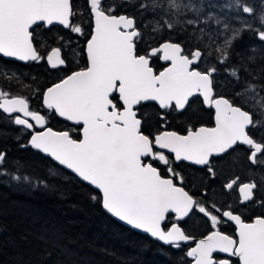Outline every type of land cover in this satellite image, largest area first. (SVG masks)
<instances>
[{
  "label": "snow or ice",
  "instance_id": "obj_1",
  "mask_svg": "<svg viewBox=\"0 0 264 264\" xmlns=\"http://www.w3.org/2000/svg\"><path fill=\"white\" fill-rule=\"evenodd\" d=\"M7 60L63 75L36 88L33 109L12 92L23 74ZM0 63V117L52 162L40 177L0 151V180L49 191L68 170L112 217L182 253L176 264H264V0H0ZM201 112L212 126L193 122ZM50 116L71 127L54 130ZM229 222L232 235L220 230ZM35 235L70 254L54 228Z\"/></svg>",
  "mask_w": 264,
  "mask_h": 264
},
{
  "label": "trees",
  "instance_id": "obj_2",
  "mask_svg": "<svg viewBox=\"0 0 264 264\" xmlns=\"http://www.w3.org/2000/svg\"><path fill=\"white\" fill-rule=\"evenodd\" d=\"M76 39L83 46V38ZM251 42L246 35L237 51ZM9 69L23 74L22 87L13 88L12 92L26 97L32 96L37 87L53 82L45 64L24 67L9 62ZM0 82L6 84L4 80ZM1 124L4 128L0 129V151L7 153L6 167L11 168L15 160L27 161L34 166V175L43 177L52 162L29 147H21L27 139L13 124L6 120H1ZM52 127L63 130L61 125ZM65 175L67 179L55 182L56 187L49 191H22L0 180V264H176L182 253L120 225L105 214L98 200L91 199L97 192L66 171ZM41 224L63 233L71 250L67 257L46 249L36 238ZM25 235L26 241L22 239ZM45 251L52 253L50 258Z\"/></svg>",
  "mask_w": 264,
  "mask_h": 264
},
{
  "label": "flooded vegetation",
  "instance_id": "obj_3",
  "mask_svg": "<svg viewBox=\"0 0 264 264\" xmlns=\"http://www.w3.org/2000/svg\"><path fill=\"white\" fill-rule=\"evenodd\" d=\"M76 2L77 3H80L81 4V10L83 9V7H84V0H76ZM80 39L82 40V37H80ZM83 40H84V38H83ZM84 43V42H83ZM83 45V44H82ZM57 46V45H56ZM54 47V46H53ZM9 62H11L12 64H17V65H23V64H20V63H17V62H13V61H9V60H7L6 61V63H7V67L9 68ZM35 64H37V63H35V62H31V63H28V64H25V65H23L24 67H30V66H34ZM41 64H45V66H46V68H47V70H48V73H50V75H52L53 76V78H51L50 80H52V81H55V80H57L58 79V77L59 76H62V72H60V73H57V72H54V71H50L49 69H48V66H47V64L45 63V62H41V63H39V65H41ZM3 66V64L2 63H0V67H2ZM153 66L157 69V70H160V68H161V62L160 61H156V60H154L153 61ZM56 78V79H55ZM52 83V82H51ZM50 83V84H51ZM0 86H2V87H4L5 89H7L8 88V85L7 84H4V83H2V82H0ZM220 91H222L223 92V90H220ZM29 98V100H30V106L33 108V109H37V108H39L40 107V105H41V100H40V98L38 97V93L35 91V92H33V94H32V96H30V97H28ZM148 109H151V110H153L151 107H149ZM42 111H43V109H41ZM5 117H6V114H5ZM5 117H0V129L2 128H4V125H2L1 124V120H6V118ZM51 117V116H50ZM50 117H49V126H58V125H61V127H62V129L63 130H65V129H67V128H69V127H71V125H69V124H67L66 122H63L62 120H60L59 118H57V117H54L52 120L50 119ZM7 121V120H6ZM194 123H196L197 124V126L200 124V123H204V124H206V125H208V126H212V120H211V116H210V114L208 113V112H201V113H199L198 114V117L193 121ZM59 123H62V124H59ZM12 124V123H11ZM14 125V124H13ZM18 130H19V126H16V125H14ZM170 126H171V128L173 129V130H177V131H183V129H184V126H185V121L183 120V119H181V120H175V121H170ZM54 130H59V129H55V128H53ZM22 137H25L26 139H28V134H24ZM26 142H27V140H26ZM25 143V142H24ZM22 144V143H21ZM225 164H226V162H225ZM221 166H225V165H221ZM182 167L184 168V174L187 176V177H191V176H195V177H200V176H202L203 175V173L202 172H200L199 170H198V168L197 167H195V166H191V167H189L187 164H184V165H182ZM186 190H189L190 191V193H192V194H195L196 193V189L195 188H192V186L189 184V185H186ZM219 199L220 198H217V200H218V202H219ZM232 199H234V197L232 198ZM232 199H229L228 200V203H232ZM256 214H259V212H257ZM251 215H253V213H246V216H251ZM202 222L201 221H199V220H197V224L199 225V224H201ZM221 231H224V232H226L227 234H229V235H232V234H234V231H235V225L234 224H232L231 222H229V223H227V224H223L222 226H221V229H220ZM207 231V228L206 227H197V228H195L194 230H192V234L193 235H195L197 238H200V234L202 233V232H206ZM192 246H194V242H192ZM235 260V259H234Z\"/></svg>",
  "mask_w": 264,
  "mask_h": 264
},
{
  "label": "water",
  "instance_id": "obj_4",
  "mask_svg": "<svg viewBox=\"0 0 264 264\" xmlns=\"http://www.w3.org/2000/svg\"><path fill=\"white\" fill-rule=\"evenodd\" d=\"M9 61L17 62V63L23 64V65L28 64V63H25V62H23V61H15V60H9ZM57 118H58V117H57ZM59 119L62 120L63 122H65L62 118H59ZM66 123L69 124V125H71V122H66ZM29 148H30V147H29ZM30 149H31V148H30ZM31 150H33V149H31ZM33 151L37 152L36 150H33ZM37 153H38V152H37ZM39 154H40V153H39ZM41 155L44 157L43 154H41ZM44 158H46V157H44ZM48 160H49V159H48ZM195 167H196V166H195ZM65 171L68 172V173H70V171H68V170H65ZM70 174H71V173H70ZM71 175H73V174H71ZM73 176H74V175H73ZM77 179H78V178H77ZM78 180H79V179H78ZM82 183H84V184L87 185L89 188H91L92 190H94L95 192H97V190H95L92 186L86 184L85 182H82ZM101 207H102V206H101ZM102 209H103V208H102ZM103 211H104L105 214H107L110 218H112L113 220H115V221H116L117 223H119L120 225L126 227L127 229H129V230H131V231H133V232H135V233H137V234H140V235L146 236V237H148L150 240L155 241L156 243H158L159 245H161V246H163V247H170V246H168V245H164L162 242H159V241L155 240V238H151L148 234H145V233H143V232H141V231H139V230H133L130 226H127V225L124 224L123 222H120L118 219L112 217L109 213L106 212V210L103 209ZM233 259H235V258H233Z\"/></svg>",
  "mask_w": 264,
  "mask_h": 264
},
{
  "label": "rangeland",
  "instance_id": "obj_5",
  "mask_svg": "<svg viewBox=\"0 0 264 264\" xmlns=\"http://www.w3.org/2000/svg\"><path fill=\"white\" fill-rule=\"evenodd\" d=\"M77 5H78V7L81 9V4L80 3H77ZM76 39V38H75ZM78 41H80L79 39H78ZM75 66V65H74Z\"/></svg>",
  "mask_w": 264,
  "mask_h": 264
}]
</instances>
